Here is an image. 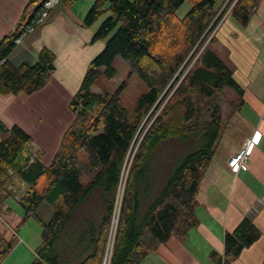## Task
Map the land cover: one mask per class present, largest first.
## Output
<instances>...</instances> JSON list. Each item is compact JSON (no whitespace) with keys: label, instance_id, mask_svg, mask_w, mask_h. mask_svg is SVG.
Wrapping results in <instances>:
<instances>
[{"label":"trees","instance_id":"16d2710c","mask_svg":"<svg viewBox=\"0 0 264 264\" xmlns=\"http://www.w3.org/2000/svg\"><path fill=\"white\" fill-rule=\"evenodd\" d=\"M44 1L30 0L15 30L0 38V94H32L48 83L55 69V56L46 47L34 64L15 66L10 61L17 42L37 26ZM186 1L94 0L84 20L91 26L103 17L93 40H105V47L87 66L69 103L74 118L47 166L39 160L40 155L31 160L27 145L32 137L23 128L0 121V211L13 197L6 187L11 168L27 184L18 201L23 214L17 227L29 218L42 225V241L30 264H102L127 154L138 141L126 178L110 264H142L172 236L183 240L198 226L197 196L223 125L215 97L225 88L239 95L243 91L232 69L212 47L216 32L178 83L177 72L195 56L219 21L218 0H190L188 12L176 17ZM260 2L237 0L231 15L246 25ZM117 57L126 60L147 87L132 108L122 98L125 82L114 93L91 89L101 76L113 79L117 75ZM175 86L162 114L146 129ZM170 140L187 142L192 151L177 161L169 180L154 196L151 187L143 188V173L153 154ZM43 202L53 209L49 221L38 214ZM82 224L85 228L81 229ZM258 234L248 217L227 232V261L239 257ZM17 235L16 230L10 239L0 236V264Z\"/></svg>","mask_w":264,"mask_h":264},{"label":"crops","instance_id":"0c3cea01","mask_svg":"<svg viewBox=\"0 0 264 264\" xmlns=\"http://www.w3.org/2000/svg\"><path fill=\"white\" fill-rule=\"evenodd\" d=\"M91 1L81 10L76 0L55 3L48 17L20 39L10 55L15 66L36 63L42 47L55 56V69L43 88L32 94H0V121L23 128L32 137L39 160L45 166L53 159L65 129L74 118L69 103L89 62L105 47V40H93L97 22L88 26L84 20L94 3ZM29 2L0 0V38L15 30ZM229 17L234 23H226ZM217 33H222V38L216 39L213 48L234 72L243 94L235 92L238 100L223 122L214 156L201 181L197 196L198 226L183 240L172 236L150 252L142 264H262L264 261V0L248 24L242 25L228 15L215 36ZM95 87L91 88L93 92H102ZM248 143L252 144L248 169L229 167L231 155ZM43 204L38 214L42 220L49 221L53 209ZM41 206L46 207L48 220L40 214ZM245 217L254 223L258 237L239 257L227 261L225 235ZM13 220L20 223L21 215Z\"/></svg>","mask_w":264,"mask_h":264},{"label":"rangeland","instance_id":"374dc122","mask_svg":"<svg viewBox=\"0 0 264 264\" xmlns=\"http://www.w3.org/2000/svg\"><path fill=\"white\" fill-rule=\"evenodd\" d=\"M234 1L235 0H227V1L218 0V4L220 5L219 11L216 15V18L219 20L218 24L214 30L212 29L209 32L208 38L204 42L203 46L197 51L195 56H192L193 58L191 59L189 58L186 64L183 65L180 71L177 72L176 76L178 78V83L186 75L187 71L195 65L196 59L200 55L202 49L210 43L211 38L213 37L217 29L219 28L220 24L226 19L228 15H231V10L229 11V8L231 7V4H233ZM76 2H77V8L80 9V7H85L87 6V4H89V2H92V1L91 0H76ZM191 6H192V2L190 0H187L182 5V7L178 10L176 17H183L188 12V10L191 8ZM102 18L103 17L97 20L96 26L100 24ZM230 21H232L231 17H229L226 23H229ZM230 23H234V22H230ZM221 38H222V33L221 35L217 33L216 39L219 40ZM212 47L214 46L212 45ZM115 66L118 70L117 75L113 79H108L105 76H101L99 80L97 81L96 87L94 89L97 91L105 90L110 93H114L117 90V88H119V86L123 82H125L126 88L121 91L122 98L125 102V105L129 108H132L136 102V99L142 93L147 91V87L142 81V79L137 74L131 71L128 65V62L124 60L123 58L117 57L115 60ZM176 86L166 96L164 102L154 114V117L148 120L146 129L152 124L156 116L162 114ZM215 100L218 101V103H220L219 112L222 117V122H224L225 119L229 117L231 106L235 105V103L238 100V97L233 89L225 88L221 93L216 95ZM55 105H57V103ZM59 106H62V105L59 104ZM203 113L205 115L208 113L207 108L203 109ZM53 117L56 118V116H53ZM138 143L139 141L136 142L135 145H133V147H131V149L129 150V153L127 154V158H126L125 165L123 168V177L120 181V185L118 189L116 214L114 215L113 220L111 222L110 233H109L107 246H106L105 255H107L108 260L110 259V256H112L110 255L111 248H112V245H114V239H115V234H116L117 225H118V215H119V210H120L121 203H122V197L124 194L126 178H127L133 157L137 150ZM27 148H31L32 151L35 153V155H39V152L35 148L34 144L33 146L31 144L27 145ZM191 151L192 149L190 148V145L187 142H184L181 140L167 141L164 144V146H161L153 154L152 160L148 162L147 165L145 166V170L143 173L144 180L142 182L143 188H145L148 185V187L149 188L151 187V189L153 190V195L156 196L165 186L166 182L169 180L170 176L173 173L174 165L177 163V161L179 159H182L186 154H188ZM10 175L11 177H9V179L7 180L6 187L10 188L9 191H10V194L13 195V197L11 196L7 199L4 209L0 211V236L5 237V235L9 234L11 238L13 235H16V230L18 231V235L16 237V240L13 242V248L11 252L1 264H30L34 260L36 256L35 251L42 241V235H41L42 225L37 220L33 218H29L21 226L17 227L19 223H16L15 220H13V217L16 215H21V219H22L23 209L20 206L18 201L22 198V195H21L22 192L24 191L26 193L27 188L21 183L24 180L21 179L17 173L14 174L13 172ZM151 183L153 184L152 186H151ZM94 196H95L94 194L90 195L93 201L95 200L93 199ZM44 204L49 205L46 202H44ZM43 207L44 206H41L40 208V214H42L48 220L49 215H47V209L46 207L45 208ZM100 218L101 216L97 217V220H100ZM82 228H85V225L82 224L81 229ZM10 238H6V239H10ZM108 248L110 251L107 254ZM104 259H105V256H104Z\"/></svg>","mask_w":264,"mask_h":264},{"label":"built area","instance_id":"2783aa9c","mask_svg":"<svg viewBox=\"0 0 264 264\" xmlns=\"http://www.w3.org/2000/svg\"><path fill=\"white\" fill-rule=\"evenodd\" d=\"M59 1L60 0H45L44 1L43 12L41 14V17H40L38 23L42 22L45 18L48 17L49 11L51 10V8L54 6L55 3L59 2ZM235 3H236V0L233 2V4H231V7L229 8V11L232 9V7L234 6ZM31 145L33 146V142L31 143ZM251 145L252 144L248 143V144L244 145L239 151H237L234 154H232L230 159H229V162H228L229 167L233 168L234 170H239V169L246 170V169H248V158H249ZM28 149L32 153L31 160H33V155L34 156H36V155L32 151L31 148H28ZM8 172H9V174H11V173L14 172V170H12L11 168H8ZM21 183L24 186H26V188H27V184H25L24 181H22ZM7 190L9 191L10 188L7 187ZM21 195L23 197L25 195V192L23 191ZM109 248L107 250V254L110 251ZM112 249H113V245H112V248H111V254L110 255H112ZM110 261H111V256H110V259L108 260L107 255H105V259L103 261V264H110Z\"/></svg>","mask_w":264,"mask_h":264}]
</instances>
